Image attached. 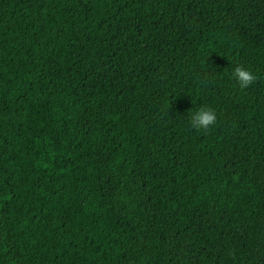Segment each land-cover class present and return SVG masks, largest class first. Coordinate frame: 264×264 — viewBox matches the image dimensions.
<instances>
[{
	"label": "trees",
	"instance_id": "1",
	"mask_svg": "<svg viewBox=\"0 0 264 264\" xmlns=\"http://www.w3.org/2000/svg\"><path fill=\"white\" fill-rule=\"evenodd\" d=\"M0 264H264V0H0Z\"/></svg>",
	"mask_w": 264,
	"mask_h": 264
},
{
	"label": "clouds",
	"instance_id": "2",
	"mask_svg": "<svg viewBox=\"0 0 264 264\" xmlns=\"http://www.w3.org/2000/svg\"><path fill=\"white\" fill-rule=\"evenodd\" d=\"M230 75L240 89L247 88L258 79L257 75L239 64L231 69ZM189 120L191 128L206 132L216 124L217 115L211 107L204 105L192 112Z\"/></svg>",
	"mask_w": 264,
	"mask_h": 264
}]
</instances>
